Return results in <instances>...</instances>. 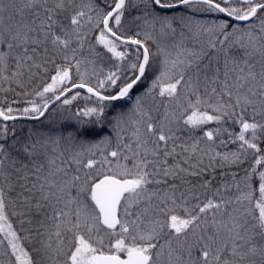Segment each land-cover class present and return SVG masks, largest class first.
<instances>
[{
  "label": "snow or ice",
  "instance_id": "1",
  "mask_svg": "<svg viewBox=\"0 0 264 264\" xmlns=\"http://www.w3.org/2000/svg\"><path fill=\"white\" fill-rule=\"evenodd\" d=\"M0 264H264V0H0Z\"/></svg>",
  "mask_w": 264,
  "mask_h": 264
}]
</instances>
